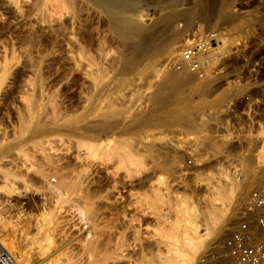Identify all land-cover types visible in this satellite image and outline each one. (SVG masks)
Returning <instances> with one entry per match:
<instances>
[{"label": "rangeland", "instance_id": "obj_1", "mask_svg": "<svg viewBox=\"0 0 264 264\" xmlns=\"http://www.w3.org/2000/svg\"><path fill=\"white\" fill-rule=\"evenodd\" d=\"M137 1L139 2L138 8L140 7L139 12L142 14L141 19L147 22L154 18L152 14L153 12H157L161 7H168L172 3L177 4V11L182 12L183 10H192L195 12V15L192 18L193 20L190 19L186 22L185 20H178L172 25V29H174L173 31L176 33H182L183 30L187 29L186 27L189 26L188 28H192L194 32L195 28L200 26L198 24H201L203 27L202 33L192 35L193 32L190 30L184 32L182 36L179 37L177 43V57L174 59H166L165 56L158 57L154 60L146 59L141 63V66L139 65L138 69L128 75H118V73L114 70L111 71L109 73V84L107 87L109 91H107V97L101 102L103 107L101 106V103L97 104L96 107L98 106L100 108L95 107L93 114L91 113V117L93 119L91 117V119L89 118V121L91 122V120H94L91 123H94L98 127L92 132L93 134L88 133V135L83 138H76L70 135L68 136L67 133H45L37 139L33 137V132L29 130L33 128V124L37 117L40 116L43 121L48 122L49 118L55 115L59 117L60 121H62L60 125H68L70 122L72 123L74 121H78V119L82 116V110L79 108L80 104L76 101V99H68L65 97L63 92L64 90L61 88V85L53 87L50 83H48V66L45 65L47 58L46 56L40 54L39 47L32 50L28 58L26 57L24 53V46L22 44L27 40L26 34L29 31V26L12 21V24L9 25V29L8 27L6 29H0V69L4 62L9 63V66L7 65V68L9 67L6 74L7 76L3 78V83L2 81L0 82V86L2 87H0V142L1 145H3V147H5L8 151L2 154L3 151L1 153L0 150V228H3L2 230L0 229V248L13 253L19 261L24 257L29 259L28 261L26 260L24 264H35L36 261L34 257L35 251L33 245H30L29 241L22 240V235L26 232L28 233V236H31L33 232L32 224H34L33 220L35 219H33V217L37 214V211L35 210V203L36 200H38L37 198L40 197L39 191L43 188V186L46 187L45 185H47L49 187L50 185L51 187L57 182L58 176L61 174L60 172H62L59 170L62 166L60 163L62 164L64 159H67L64 160V162H74L73 160L76 159L74 156L77 155L76 153L78 151L76 149L78 140L85 141V138L88 137V140H91L92 137L95 139L99 137L100 140H103L106 135L108 140L124 142L130 141L131 143L129 142L130 144H128L130 146H134L133 148H136L139 151H141V148L144 150L148 144L151 145V147L154 146L153 148L156 149L157 158L160 157L158 160L160 166L155 168L152 163V156L148 153H143V158L145 157L144 161L146 159L145 163H147L149 167H147L148 171L146 170L143 174L137 175L138 177L135 174H131L130 176L125 175L126 173L123 169L119 170V168H116L118 166H114L116 165L114 160L107 162L99 161L96 162L97 164H93V167H96L95 169L92 167L95 171V175L99 174V185L101 184V186H103L102 188L107 190L109 197L112 195L113 200H111L116 202V205H120V203L125 205V209H123L124 212H120V214L116 217L115 215L113 216L112 212H108L109 214L107 213V216L109 217L108 223H106L108 218H105L107 217L106 210H103L102 212L104 215L102 214L103 216H100V222L103 221L102 224L105 223L104 225L106 226L107 224L110 225L112 221L113 226L110 225L112 228L108 226V228L105 229L106 226L101 223L100 227L103 226L101 229L104 231L110 229L109 233L102 230L103 234L107 233L110 235V241L109 244H107V248L109 249L110 246L111 248L113 246H119L118 250L123 255L122 256L118 251L119 255L122 257L120 256L121 258L116 260V264H155L156 259L154 258L156 257L153 256H155V251H157L156 247H162L163 245L158 237V229L162 226L166 228L168 225L167 221L170 220L169 216L173 214V202L175 200L177 201V198L178 200L179 198H182L189 203L191 202L196 207L198 206L199 209L206 210V199L210 198L207 188L212 190L216 184V180L219 176H223L222 174H233L236 170L242 168L243 165L249 166L253 176L245 183V185L242 186L243 194H241L240 197L236 196L231 200V204L227 211V216L232 220V224H229L226 231L219 235L221 238L217 236L214 240H209L208 246L202 249L198 256L197 264H199L200 259L206 251L209 249H220L224 239L236 226L238 210L247 199L249 193L253 190H264V184L261 183L264 179V172L259 170L260 168L257 167L258 165L253 161L255 147L253 141L256 136L248 134L244 125L245 118L240 114L241 107L239 105V99L247 91L254 89L256 90V93L260 95V92H258L260 91V88L258 89V85L264 82V0H211V4H213V10L211 11L213 13L209 12L208 14L201 13L200 6L195 0ZM219 7L222 10L218 9ZM195 9L196 11H194ZM226 13L235 16H246L245 18L248 19L247 27H244V30L242 29L239 31L234 29V25L236 24L235 22H226L223 19V15ZM210 14L212 16H210ZM55 16L57 17L58 15ZM222 19L224 23L222 22ZM194 25H196V27ZM219 31L225 34V37L228 40L227 50L222 54V56L217 53V61H215L211 67H208L206 72H202V75L198 76L193 73H191V75L189 73L191 76L189 74L181 76L185 78L189 75L185 78L186 80L183 79V87L181 86L179 92H176L177 96L181 100L179 101V98L177 99L175 93L173 94L171 92L173 86H175L173 85V82L179 79H176L178 76L175 74L176 70L174 69L173 64L180 59L181 48H183L182 45L187 42V40L200 37L206 33L217 34ZM109 37L110 34H107L105 36L106 41L104 40L108 46L105 43H102L104 48L94 52L95 54L97 53L98 57L92 53V55L94 54L93 56L95 57V60L98 58L95 62H97V64L100 63V66L102 67H105L103 64L109 65L113 60L112 57H115L114 59L117 60L123 52V45L120 40L116 37ZM111 39L112 41H110ZM117 41L118 43H121H119L120 46H117ZM105 46L109 48H105ZM12 47L15 51L11 54L10 50ZM98 52L101 53V56L98 55ZM104 54L106 59H108L107 61L104 59ZM39 65L43 74L44 82L47 83H44L45 86L41 91H38L39 84H36L38 82L36 81L37 79L35 75V70L38 69ZM173 74H175V76H173ZM167 75L170 76L167 77ZM165 76L168 79H166ZM50 77L51 76H49V78ZM171 77H173V79H171ZM164 79L167 80L168 84ZM206 81L208 82V89L204 92L206 94L198 95L196 91H198V89ZM164 82L166 85H169L167 86L168 88L173 85L170 90L167 88L166 92L169 91L168 93L165 92L166 85H164ZM171 82L173 84L170 85ZM161 84L164 86H160ZM185 84L187 87H185ZM191 86L193 90L191 89ZM235 87L239 89L237 94L232 95L227 102L223 103V105H215V102L223 93L226 94L230 89H235ZM181 89L183 90V93H181L182 96L180 94ZM186 89L188 90L186 91ZM156 90H160L161 92L159 91L158 93ZM163 92L167 94V97L168 95L171 96H169V98L162 96L161 93ZM156 94L160 95V97ZM183 96L184 98L186 97L185 100ZM156 97L158 99H156L157 101L155 100ZM164 97L167 98V101ZM159 98L163 100H160ZM175 98L178 102L175 101ZM164 100L165 103L169 101L167 106L164 103ZM153 101H156V103H153ZM171 101H174L176 104L171 105ZM177 103L183 106L186 111L192 113L191 117L193 119L191 118L190 124L188 123L189 121H184L186 124L184 123L183 125L181 124L182 122H180L174 124L173 126H154L150 124V121L154 118L160 117L165 113L172 112L177 109V106H179ZM159 105L161 108H159ZM165 106L166 108H164ZM108 107H110V109ZM101 108H106L108 110L105 111V109ZM162 108L167 111L164 110L163 112ZM97 109L98 111L101 109L100 113L102 112V114L105 111L102 115L103 117L108 111H110L106 114L107 118L105 116L107 121L101 117L100 114L93 117V115L98 114V111L96 113ZM148 109H150V111ZM151 109H154L155 111L152 110L151 112ZM112 110L114 112H112ZM115 111L118 113L117 115H115ZM146 111L149 113L151 112V114L149 115ZM110 115H113V117ZM108 116L110 117L108 118ZM117 116L118 119H115ZM112 118L115 120L113 121ZM95 121H97V123ZM192 121L195 127L193 126ZM108 126L110 127L109 129H107ZM101 127L104 128L101 129ZM37 142H42L41 147L40 145L35 146ZM145 143L148 144L144 145ZM42 147L44 149H42ZM71 151L74 154L71 155ZM81 153H83V151ZM69 156H73L74 159ZM80 156L82 155L80 154ZM51 158L53 160H50ZM58 158L60 159V162ZM189 158H193V165L191 167L186 166V161ZM241 158L243 159V163L241 162ZM82 159H84V156ZM47 160L50 162L53 161L51 162L52 164H48ZM56 160L58 162L55 164L54 162H56ZM49 165L51 167H48ZM55 168H58L59 171ZM38 169H45V176L38 174ZM97 170L99 173L96 172ZM192 174H197V178H194V175ZM5 175H8L9 180H4L3 176ZM97 175L96 177L94 176L95 179H98ZM235 176H237V172H235ZM155 177L159 178L160 181L163 180L161 183H165L166 187L164 192L167 199L162 204V207L161 205L155 206L153 203L154 191L159 186V184H157V178ZM237 178L239 179V176ZM252 178H256L257 180L252 181ZM54 179L55 181H53ZM8 181L12 182L14 192H7L6 182ZM101 181L103 182L101 183ZM171 198L174 199L172 200ZM176 201L174 202L175 204L178 202ZM54 202L55 201L51 200L50 204H47L46 206L50 205L54 207ZM55 203L57 204V202ZM61 203H63V201ZM61 203H58L57 205H60L62 208ZM64 203L66 204L63 205H68L66 207L63 206L64 209H62L64 211L65 208L67 212L70 209L69 207L75 208L71 201H64ZM69 203L73 206H69ZM214 203L215 206L221 207L219 201H215ZM57 205L55 207L56 210L60 208ZM124 205H120L118 207L124 208ZM56 210L55 212H57ZM70 210L68 213H65L66 211H59L56 213V215L61 219L60 220L55 217L57 219L54 221L55 223H58V226H60V229H57V231L59 230V234L56 231V235L60 236L57 240L61 242L60 238L64 239L61 243L57 241L58 245H55L52 248L53 250L56 248L55 252L58 254L57 255L55 253V255L58 256L56 259L59 258V260H62L64 258L63 260H67L68 256H71L70 258L75 256L68 261L71 262L70 264H79L81 259L84 260L87 256L84 253L83 247H80L82 242L78 244L80 241H77L78 243H76V240L74 242V239L72 238L75 236V232L77 233V231L81 232V238L83 235V226L79 225L81 222H76V224L78 223V226L74 223V220L78 215H74L76 218L73 216V214L77 213L75 209H73L75 213L72 211L71 213L73 214L69 215ZM2 212L3 214H1ZM110 213H112V216ZM60 215H64L65 218ZM66 217L69 225L71 224L73 227L75 224L73 228H68L69 225L67 224L68 222L66 221ZM68 217L72 219V223ZM113 217H115V220ZM211 218H214V216H211ZM7 219L10 221H6ZM24 219H27L29 224L27 223L28 225L25 230H22L19 225V220ZM76 221L79 220L76 219ZM1 222L4 223V227H1ZM65 223L67 226L64 225ZM23 224L24 222L22 221L21 225ZM62 224L71 231L69 230L70 232H68ZM75 226L77 227V230H75ZM7 228L9 230H7ZM65 229L66 233H64ZM19 230L21 231L20 233ZM72 230L75 231H73L74 234H71L72 236L70 238L69 233H71ZM63 235H65V237ZM69 238L71 239L70 242H68ZM71 242H74V244ZM70 249H72V251L75 250L77 253L80 251L81 253L79 252L80 254L76 257L77 253H72ZM154 249L156 250L154 251ZM62 250L64 252H61ZM19 251L22 255L18 253ZM17 255L19 257H17Z\"/></svg>", "mask_w": 264, "mask_h": 264}, {"label": "bare ground", "instance_id": "obj_2", "mask_svg": "<svg viewBox=\"0 0 264 264\" xmlns=\"http://www.w3.org/2000/svg\"><path fill=\"white\" fill-rule=\"evenodd\" d=\"M195 1L197 2V4H199L201 13L208 14L209 12L210 13L212 12L211 10H213L212 8L213 4H211L212 3L211 0H195ZM138 3L139 2L137 0H0V29L1 30L6 29L7 27L9 29V25L12 24V21H16L18 23H21L22 25L29 26L30 27L29 31L26 34L27 40L26 42L22 44L24 46V53L26 57L28 58L30 56L31 51L39 47L40 54L43 56H46L47 58V60L45 61V65L48 66L47 67L48 83H50L53 87H57V85H61L62 86L61 88L64 90L63 92H64L65 97L68 99H76V101L80 104L79 108L82 110V116L78 119V121H74L72 123L70 122V124L68 125H63V124L60 125L62 121H60L59 117L55 115L49 118L48 122L43 121V119H41L42 117L40 116L37 117L33 124V128L29 130L33 132L34 138L37 139L45 133H67L68 136L70 135L76 138L85 137L86 135H88V133H92L98 127L94 123H91L94 120L93 121L91 120L90 122L89 118L92 116L91 113L93 114V111L96 105L100 104L107 97V93H108L107 91H109L107 88L109 84L108 78H109V73L111 71L114 70L116 73H118V75L119 74L128 75L132 73L133 71H135L136 69H138L139 65L141 66L142 65L141 63L144 62V60L146 59L154 60L161 56H165L166 59L168 58L174 59L177 57V52H178L177 43H178L179 37L182 36L184 32H187L188 30L193 32V30L192 28H188L189 27L188 26L186 27L187 29L183 30L182 33H176L173 31L174 29H172V25L178 20H183V21L185 20V22L189 21L190 19L193 18V16L195 15V12H193L192 10L191 11L183 10L182 12L177 11V8H176L177 4L172 3L168 7H161L157 12H153L152 14L154 18L151 21L147 22L141 19L142 14L139 12L140 7L138 8L139 6ZM218 9H220V7ZM194 11H196V9ZM53 13L58 16L56 17ZM210 16L212 15L210 14ZM245 17L235 16V15L227 14V13L223 15V19L226 22L232 21L236 23L235 25L233 23L231 24L234 25V29H236L237 31L242 30L244 27H247L248 19H246ZM223 19H222V22L224 23ZM206 20H207V17H206ZM198 25L200 26L195 28L192 35L196 33L198 34L202 33L203 27L201 26V24H198ZM194 26L196 27V25ZM107 34H110L111 38L116 37L118 40H120V42L123 45V52L120 54V56L118 54L119 58L117 60L114 59L115 57H112L113 60L110 59L111 58L110 57L109 59L112 60L110 64L108 63L109 65L106 64L107 65L106 66L105 64H103L104 63L103 62L102 64L105 67H102L100 66V63L97 64V62H95L96 60H98V58L95 60V57L93 55L95 54L94 53L95 51L97 52L98 50L104 48L102 43H105L104 40ZM110 41H112V39ZM116 43H118V41ZM119 43L117 46H120L121 43L120 44ZM227 44H228V40L225 37V34L219 31L216 34L215 43L213 44L212 48L208 50L202 57V60H203L202 72L204 71L206 72L208 67H211L215 63V61H217L218 59L217 53H219V55L222 56V54L227 50ZM107 46H105V48ZM13 51L15 50L12 47L10 50V53L12 54ZM92 53L94 54L92 55ZM100 54L101 53L98 52L99 56H101ZM95 55L96 57H98L97 53ZM180 56H181V53H180ZM104 59H106V56L104 57ZM107 60L108 59H106V61ZM179 60L180 59H178L176 63H178ZM8 64L9 63H6V62L2 64V67L0 69V82L3 80L4 77L7 76L6 74L9 68V67L7 68ZM26 64H27V61H26ZM173 67L176 70L175 74H177L178 76L176 77V79L177 78L179 79H177V81L174 80L175 81L173 82L174 84L172 82L170 83V85L171 84L175 85V86L171 85V87L173 86V88H172V92L171 91L170 92L173 94L175 93V95L177 96L176 92L177 91L179 92L180 87L183 85L184 83L183 79L187 78L191 73L189 74V72L185 69L177 70L175 66ZM175 74H173V76H175ZM186 74H189V75L186 76L185 78L181 77ZM35 75L37 79L36 81L38 82L36 84H39L38 91L39 90L41 91L43 87L45 86V84L47 83L44 82L43 74H42V71L40 70V65L38 66V69L35 70ZM49 76L51 77L49 78ZM168 76L170 75H167V77ZM171 79H173V77H171ZM207 81L202 84V86L198 89V91H196L198 95L206 94L204 92L208 89ZM3 82L4 81H2V83ZM165 82L168 84L167 80H165ZM166 83L164 85H166ZM262 83L258 85V89L260 88V91L258 92H260L261 96L264 95V82ZM163 84H161L160 86H162ZM190 84H193V83H190ZM167 86L169 85H166L165 92L167 91V88H168ZM171 87H169L168 90H170ZM185 87H187V85ZM191 89H192V86H191ZM187 90L188 89H186V91ZM230 90L226 94L223 93L219 97V99L215 102V105H221V104L223 105V103L227 102V100L232 95L237 94L239 89L235 87V89H232L231 91ZM157 91L159 93L160 90H156V92ZM182 91L183 90L181 89L180 94L183 93ZM165 92H163L164 95L163 93H161L162 96H166L167 95L166 93H168L169 91L166 93ZM157 96L160 97V95H157ZM169 96L171 95H168V97L167 96L166 97L169 98ZM167 98H165L166 101H167ZM178 98L179 97L177 96V99ZM187 98H188V95H187ZM156 99L157 97L155 98V100ZM177 99L175 98V101H177ZM185 99L186 97L184 98V100ZM160 100H163V99H160ZM156 101L155 102L153 101V103H156ZM179 101H181L180 98H179ZM171 102H170L171 105L176 104L174 103V101H171ZM164 103H165V100H164ZM168 103L169 101L165 103L166 106L168 105ZM177 104L179 105V103ZM101 106H102V103H101ZM166 106L164 108H166ZM108 108L110 109V107ZM159 108H161L160 105H159ZM101 109H105V111L108 110L106 108H101ZM101 109H99V111L97 109L96 113L98 111V114L93 115V117L99 114L101 117H103L102 115L105 113V111L103 110L104 113L102 114V112L100 113ZM148 110L150 111V109ZM152 110L155 111L154 109H151V112ZM164 110L166 109L162 108L163 112ZM108 112L106 114H108ZM112 112L114 111L112 110ZM151 112L150 113L147 112V113H149L150 115ZM106 114L105 116L107 118ZM117 114L118 113L115 111V115ZM191 114L192 113H189L188 111H186L183 108V106L179 105L177 106V109L173 110L172 112L165 113L164 115L160 117H156L153 119V117L151 116L153 120L150 121V124L154 126H159V125L173 126L174 124L180 123V122H182L181 123L182 125L184 123L186 124V122L184 121H189L188 123L190 124V120L192 118ZM105 116L103 117L104 119H105ZM110 116L113 117V115H110ZM110 116H108V118ZM115 119H118V116L115 117ZM115 119H113V121ZM193 121H192V124H193ZM95 122L97 123V121ZM193 126L195 127L194 124ZM104 127H101V129ZM109 128L110 127L108 126L107 129ZM255 136H256L255 140L253 141L255 144L253 161L255 162V164L258 165V167L260 168L259 170H262L264 172V128L258 129ZM92 138L91 140H88L89 137L85 138V141L78 140L76 144V149L78 151L76 153L77 155L74 156L76 157V159H74V157L72 156L74 159L73 160L74 162L72 161L64 162V160H67V159L63 158L64 160L62 164L60 163V165H62L60 167L61 169H59L62 172H60L61 174L58 176L57 182L53 185L51 184L52 185L51 187L50 185L49 187L45 185L46 187L44 186L43 188L41 187L42 189L39 191L40 197L37 198L38 200H36V203H35V210L37 211V214L35 213L36 216L34 215L35 217H33V219L34 218L35 219L34 220L32 219L34 221V224H32L33 232L31 236L30 235L28 236V233L23 231L25 233L22 235V240L29 241L30 245L32 244L34 247V251H35L34 257L36 259L35 264H70L71 262L68 260L75 257L73 256L72 258H70L71 256H68L67 258L66 256L67 260H63L64 259L63 258L62 259L63 261L59 260V258L56 259L58 257L57 252H55L56 248L54 250L52 248L53 246L58 245L57 241L59 240H57V238H59L60 236L56 235V231L58 228L60 229V226H58V223H55L54 221L57 218L60 219L56 215V213L59 211L61 212L64 211L63 206L65 205L63 204H66L64 203V201L65 202L71 201V203L74 205L75 208L69 207L71 209V210L69 209L70 210L69 215H72L73 213H75L73 211V209H75L77 213L73 214V216L78 215L77 218L75 216L74 217L78 219L79 221H76V219L74 218L75 219V220L73 219L75 221L74 223L76 224V222L78 223L81 222V224L79 225L83 226L82 228L83 235L81 236V238H80L81 232L79 231H77L78 234L75 232V236H73L72 238L74 239V242L76 240V243H78L77 241H80L78 244L82 242L81 243L82 245H80V247L81 246L83 247L84 253L87 256L86 259H84L85 256L83 257L84 260L82 259L81 261L78 260L80 261L79 264H114V263L116 264V260L117 259L119 260V258L123 256L122 253L118 250L119 246L112 245L113 247L111 248V246L109 245L111 249L107 248V244H109V241H110V235L107 233L105 234L102 233L104 230L101 228L103 227L102 225H104L105 223L102 224L103 221L100 222V216L103 214L102 211L106 210L107 211L106 216L108 212H112L113 216L115 215L116 217L120 214V212L122 213L124 212L123 209H125V205L123 203L122 204L120 203V205L122 206L124 205V208L118 207L120 205L118 203H117L118 205H116L115 204L116 202L112 201L113 200L112 195L110 194L111 195L110 196L111 198H110L109 194L107 193V190L105 188H102L103 186H101V184L99 185V181H100L98 177L99 174L98 175L96 174L98 179H95L96 177L95 171L92 169L93 164H97L96 162H99V161L107 162L110 160H114L116 164L114 166H118L116 168H119V170L123 169L126 173L125 175L130 176L131 174H135L137 176V175L143 174L147 170V167H149L147 163H145L146 159L144 161L145 157L143 158V155H144L143 153H148L152 156V163L155 168L160 166V163L158 161L160 157L157 158L156 149L153 148L154 146L151 147V145H149L148 143L144 144V145L148 144L146 145L144 150L141 148V151H139L138 149L133 148L134 146L129 145L131 143L130 141H126V142L112 141V140H108L106 138V135H105V139L103 140L102 139L100 140L99 137H97L98 139L97 138L92 139ZM0 145H1V142H0ZM36 145L37 146L40 145L41 147L42 142L41 143L37 142L35 146ZM42 149L44 148L42 147ZM0 150H1V153L3 151L2 154H4V152H8L7 149L3 147V145H1ZM82 151L83 153H81ZM72 154L74 153L72 152L71 155ZM80 154L82 156H80ZM83 156H84V159H82ZM60 159H59V162H60ZM50 160H53V159L51 158ZM47 161H48V164L49 163L52 164L51 162H53V161L50 162L49 160ZM57 162L58 161L56 160V162L54 163L56 164ZM241 162L243 163L242 158H241ZM37 167L40 168L39 166ZM48 167H51V166L49 165ZM50 169H53V168H50ZM55 169L59 171L58 168H55ZM44 170H39V171L36 170V171L38 174L45 176L46 170L45 172ZM96 172L99 173L98 170ZM235 172H237V176H235ZM235 172L233 174H227V173L222 174L223 176H219L212 190L207 188V191L210 194V198L206 199V202H207L206 210H201L198 208V206L196 207L191 202L189 203L182 198L181 199L179 198V200L177 198L178 202L175 200L177 202L176 204L174 203L175 201L173 202V207H172L173 214L169 216L170 220L167 221L168 225L166 226V228L162 226L161 228L158 229V237L160 238L159 240H161V244L163 245L162 247H156L157 251H155L156 249H154L155 256L153 257H156L154 258L156 259L155 264H197L198 256L201 250L208 246L209 240H214L215 238H217V236L221 235L223 232L226 231V228L228 227V225L232 224L231 223L232 220L229 219L230 217L227 216V211L231 204V200L235 198L236 196L240 197L241 194H243L242 186L245 185V183L253 176V173L249 169V166H246V165H243L242 168L236 170ZM196 176L197 174L194 175V178H197ZM238 176H239V179L237 178ZM3 177L5 181L9 180L8 175H5ZM156 180L158 181L157 184H159V186L154 191L153 203L155 206L161 205L162 207V204L167 199V196L164 192L166 187H165V183H161L163 180L160 181L159 178H157ZM253 180L256 181L257 179L252 178V181ZM53 181H55V179ZM262 181L263 182L261 183L264 184V179ZM102 182L103 181H101V183ZM6 185L7 187L6 186L5 187L7 188L6 189L7 192H14V188L12 186L11 181L6 182ZM171 199L173 200L174 198H171ZM51 200L57 202V204L58 203L60 204L63 201V203H61L63 209L61 208L60 205H57L55 202L53 203L54 207L50 205L46 206L47 204H50ZM215 201H219L221 204V207L215 206V203H214ZM72 204H70L69 206H71ZM56 205L59 206L61 209L57 207L59 209L56 210L55 208ZM55 210L57 212H55ZM65 211H66V208H65ZM72 211L73 213H71ZM68 212L66 211L65 213H68ZM112 213H110L111 216H112ZM1 214H3V212ZM211 216H214V218H211ZM62 217L65 218L64 215ZM115 217H113L114 220H115ZM105 218L106 219L108 218L106 220L107 221L106 223H108L109 217L107 216ZM68 219H70V217H68ZM8 220L9 219H7L6 221ZM71 220L72 219H70V222ZM22 221L24 222L23 225H21ZM66 221H67V217H66ZM2 222H1V225H2L1 227H4L3 226L4 223ZM28 222L29 221L27 219L19 220V225L22 228V230H25L26 226L29 224ZM66 223L64 224L65 226H67V224L69 225V222L67 224ZM100 223L102 224L101 225L102 227H100ZM64 225L63 227H65ZM70 225L68 226V228L71 229L72 225L71 226ZM110 225H112V221ZM110 225L109 224H107V226L104 225L106 226L105 229L108 228V226ZM5 226H8V225H5ZM112 226L110 227L112 228ZM65 228L67 229L68 232L71 231L67 227ZM0 229L2 230L3 228H0ZM66 229L64 233H66ZM7 230L9 229L7 228ZM75 230H77V227L75 228ZM75 230H72V232L69 233L70 236L68 234L67 235L71 238V236L74 234L73 231ZM58 231L57 233L59 234ZM20 232L21 231L19 230V233ZM106 232L109 233L110 229H108ZM65 235L63 236L65 237ZM70 238L68 242L71 241ZM63 239L60 238L61 242H63L62 241ZM61 242L59 241V243ZM74 242H71V243L74 244ZM70 250L72 251V249ZM118 251L119 253H121L122 256L119 255ZM7 252L11 256V259L13 260L14 264H24L26 260L27 261L29 260L26 257H24V258H21L19 261V259L16 258L15 255H13V253H10L9 251ZM61 252H64V251L62 250ZM73 252H75V250L72 251V253ZM79 252L80 251H78V253L75 252L77 253L76 257L78 256V254L81 253ZM18 253L22 255L20 251ZM55 253L57 255H55ZM142 253H143V250H142ZM17 257L19 256L17 255Z\"/></svg>", "mask_w": 264, "mask_h": 264}, {"label": "built area", "instance_id": "obj_3", "mask_svg": "<svg viewBox=\"0 0 264 264\" xmlns=\"http://www.w3.org/2000/svg\"><path fill=\"white\" fill-rule=\"evenodd\" d=\"M216 34L206 33L187 40L182 46L177 70L185 69L189 73L202 75L203 55L212 48ZM240 114L245 118V127L249 135L264 128V96L256 90L245 92L239 99ZM255 139V138H254ZM193 165V158L186 166ZM258 167V166H257ZM0 264H14L11 256L0 248ZM199 264H264V190H253L239 208L236 226L224 239L220 249H209Z\"/></svg>", "mask_w": 264, "mask_h": 264}]
</instances>
